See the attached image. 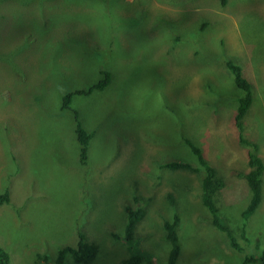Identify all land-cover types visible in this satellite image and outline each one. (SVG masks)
Segmentation results:
<instances>
[{"label": "rangeland", "instance_id": "rangeland-1", "mask_svg": "<svg viewBox=\"0 0 264 264\" xmlns=\"http://www.w3.org/2000/svg\"><path fill=\"white\" fill-rule=\"evenodd\" d=\"M229 59L252 82L244 130L264 160V0H0V192L11 194L0 205V245L10 264H54L80 228L100 247L90 264H120L129 253L114 233L123 234L127 205L145 208L137 233L158 264L170 248L164 222L176 213L178 264H240L202 203L203 171L160 167L197 166L185 139L201 145L225 181L220 213L240 230L250 167ZM104 71L103 90L74 97L95 132L83 164L62 99ZM247 228L264 244V176Z\"/></svg>", "mask_w": 264, "mask_h": 264}, {"label": "trees", "instance_id": "trees-1", "mask_svg": "<svg viewBox=\"0 0 264 264\" xmlns=\"http://www.w3.org/2000/svg\"><path fill=\"white\" fill-rule=\"evenodd\" d=\"M222 2L226 3V0H222ZM170 53L171 52H167V54ZM226 64L238 88L234 126L239 137L240 144L248 149L247 155L250 167L244 176L251 190V196L247 206L242 211L243 221L240 230L238 232L234 231L233 228L223 219L220 213V207L217 202V192L225 186V181L220 176L219 169L213 166L206 159L204 152L200 147L201 145L189 138L185 139V142L197 156V166L187 161L169 160L162 162L160 167L162 169L167 168L171 170L186 169L203 171L202 203L209 210L212 223L227 235L229 245L239 253L243 254L240 264H264V244L258 238H250V235L247 232L248 221L257 211L262 201L264 176V160L256 151L258 149V145L246 137L243 122V118L253 102V85L252 82L244 75L241 64L231 59H229ZM111 77V72L104 71V77L88 88H75L65 92L63 95L61 109L70 111L72 114L74 113L76 118V133L80 144V161L83 164L88 162V146L90 140L95 135V132L84 128L81 121L78 119L74 97L79 94H89L94 89L103 90L110 83ZM169 199L171 205L175 207V198L172 194H169ZM10 201L11 194L8 188L0 192V205H3L6 202L10 203ZM125 211L127 221L124 226L123 234L114 233L116 238L124 242L129 253L127 257L121 260L120 264H158L154 256L155 248L144 245L142 241L145 239L137 233L138 224L147 214L145 208H136L134 206L127 205ZM180 221L181 218L179 214L176 213L174 214L173 219H166L164 222L165 237L170 246L164 264H178L181 253V244L179 240L180 233L178 234ZM79 230V240L77 245H66L61 247L58 250L54 264H66L68 256H71L73 261L77 264H90L97 257L100 251L99 244L87 237L83 231ZM44 258L47 260L48 256L45 255ZM0 264H10V255L1 245Z\"/></svg>", "mask_w": 264, "mask_h": 264}]
</instances>
